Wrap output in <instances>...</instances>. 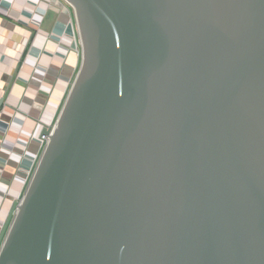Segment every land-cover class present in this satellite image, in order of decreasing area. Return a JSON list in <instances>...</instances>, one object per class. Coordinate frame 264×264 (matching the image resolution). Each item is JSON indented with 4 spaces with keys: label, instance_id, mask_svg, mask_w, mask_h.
Returning a JSON list of instances; mask_svg holds the SVG:
<instances>
[{
    "label": "water",
    "instance_id": "95a60500",
    "mask_svg": "<svg viewBox=\"0 0 264 264\" xmlns=\"http://www.w3.org/2000/svg\"><path fill=\"white\" fill-rule=\"evenodd\" d=\"M82 62L0 264H264V0H67Z\"/></svg>",
    "mask_w": 264,
    "mask_h": 264
},
{
    "label": "crops",
    "instance_id": "0c3cea01",
    "mask_svg": "<svg viewBox=\"0 0 264 264\" xmlns=\"http://www.w3.org/2000/svg\"><path fill=\"white\" fill-rule=\"evenodd\" d=\"M81 62L77 16L67 0H0V232L45 149L41 132L54 125Z\"/></svg>",
    "mask_w": 264,
    "mask_h": 264
},
{
    "label": "built area",
    "instance_id": "2783aa9c",
    "mask_svg": "<svg viewBox=\"0 0 264 264\" xmlns=\"http://www.w3.org/2000/svg\"><path fill=\"white\" fill-rule=\"evenodd\" d=\"M0 117H1V114H0ZM45 141H46V144L48 143V141H49V136H47V137H45ZM46 144H45V146H46ZM22 201V200H21ZM20 201V202H21Z\"/></svg>",
    "mask_w": 264,
    "mask_h": 264
}]
</instances>
